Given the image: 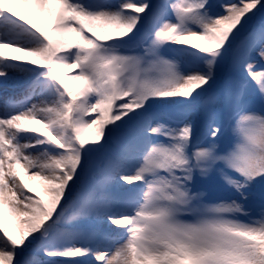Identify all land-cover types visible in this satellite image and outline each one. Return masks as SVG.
<instances>
[{
    "label": "snow or ice",
    "instance_id": "1",
    "mask_svg": "<svg viewBox=\"0 0 264 264\" xmlns=\"http://www.w3.org/2000/svg\"><path fill=\"white\" fill-rule=\"evenodd\" d=\"M9 86L0 264H264V0H0Z\"/></svg>",
    "mask_w": 264,
    "mask_h": 264
},
{
    "label": "rangeland",
    "instance_id": "2",
    "mask_svg": "<svg viewBox=\"0 0 264 264\" xmlns=\"http://www.w3.org/2000/svg\"><path fill=\"white\" fill-rule=\"evenodd\" d=\"M55 7L58 10L59 6L57 5ZM40 24H41V26H44L45 29L47 28V26H50V22L47 21L46 16L41 19ZM6 55H15V53H11V52L6 51ZM19 93H20V87L19 86H16V87L9 86L8 88L0 87V99L7 98L9 96H17L18 97ZM194 118H195V116H194ZM113 149L116 150L117 145H113ZM24 179H25V183H28L30 187L34 188V191H36V192L39 191L38 187H36L34 182L28 181L26 177ZM41 195H42V193H41Z\"/></svg>",
    "mask_w": 264,
    "mask_h": 264
}]
</instances>
